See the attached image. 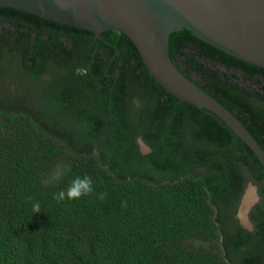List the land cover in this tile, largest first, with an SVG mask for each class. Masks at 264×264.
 <instances>
[{
  "label": "trees",
  "instance_id": "16d2710c",
  "mask_svg": "<svg viewBox=\"0 0 264 264\" xmlns=\"http://www.w3.org/2000/svg\"><path fill=\"white\" fill-rule=\"evenodd\" d=\"M169 48L177 68L264 150V69L187 30L174 33ZM11 74L23 76L54 114L0 98V264H230L233 254L260 263L264 211L254 216L257 237L239 227L230 235L221 203L236 207L248 182L264 196L261 164L215 116L162 88L125 35L110 30L96 40L0 9V81ZM65 116L85 132L77 149L99 146V157L74 153L53 135L73 136L62 127ZM139 136L150 155L139 154ZM61 163L62 175L50 181ZM78 176L91 177V194L54 199Z\"/></svg>",
  "mask_w": 264,
  "mask_h": 264
},
{
  "label": "water",
  "instance_id": "95a60500",
  "mask_svg": "<svg viewBox=\"0 0 264 264\" xmlns=\"http://www.w3.org/2000/svg\"><path fill=\"white\" fill-rule=\"evenodd\" d=\"M12 8L86 30L98 40L106 31L125 35L152 78L169 94L224 123L256 156L264 150L221 103L186 77L170 56V37L187 30L198 40L264 69V0H0Z\"/></svg>",
  "mask_w": 264,
  "mask_h": 264
},
{
  "label": "rangeland",
  "instance_id": "374dc122",
  "mask_svg": "<svg viewBox=\"0 0 264 264\" xmlns=\"http://www.w3.org/2000/svg\"><path fill=\"white\" fill-rule=\"evenodd\" d=\"M43 80L48 81L50 80V77L46 76L43 78ZM0 98L4 101L9 100L10 98L11 100H13V98H16V100H21L24 103V105L30 108L36 115L50 116L51 114H54V112L51 111L50 108L47 107V105L43 104L41 98L39 97V92L32 89V87H30L29 83L25 80L23 76H13L11 74V76L5 82L2 83V81H0ZM138 107L139 106L137 105L136 109H134L133 117H136L138 115V110L140 108ZM51 118L52 117H50V120ZM37 120H38L37 122L42 124L44 127L43 120L40 119ZM63 122H64L62 126L63 128H66L69 131L74 129L73 136H63L62 132L53 133V135H55L57 138L62 139L65 145L68 147L67 148L68 150L77 154L99 157L98 155L99 146L96 145L92 147L85 146L81 149H77L78 148L77 144L82 139L85 132L82 128L76 127V122L72 117L65 116ZM101 142H102L101 144H103L104 140H101ZM137 148L139 154H141L142 156H147L148 153L150 152V149L148 148L147 144L140 136L137 138ZM65 166H66L65 163L59 164L58 170L50 177V181H56L62 175V170H64ZM126 177H129V175H127ZM165 181L168 182L170 180L166 179ZM250 190L254 191L252 188L249 187L246 193H248ZM247 210L248 208L244 211V214ZM243 217L244 215L241 217V213H240L241 221H244Z\"/></svg>",
  "mask_w": 264,
  "mask_h": 264
},
{
  "label": "flooded vegetation",
  "instance_id": "af4514ba",
  "mask_svg": "<svg viewBox=\"0 0 264 264\" xmlns=\"http://www.w3.org/2000/svg\"><path fill=\"white\" fill-rule=\"evenodd\" d=\"M148 146V145H147ZM148 148L150 149V152L148 153V155H150L152 153L151 148L148 146ZM147 155V156H148ZM130 162L127 163V165H124V167L126 166L127 171L131 172L132 168H128L131 167ZM252 188L254 191V199L253 202L248 206V210L245 212L242 209V206L244 207V203L246 199V195H247V190L248 188ZM260 186L258 184H254L252 182H248L245 188V191L242 195V197L239 199V203L237 204L236 207L234 208H230L228 207L226 204L221 203V207L224 211V215L225 214H229V216H231V219L227 221V223L225 224L224 228H227L230 230V235H232L235 231H236V227L241 228L242 230H244L247 234L253 235L255 237H257V234L259 233V228H258V223L255 221L254 216H258L260 213V209L262 211H264V196H262L260 194ZM244 201V203H243ZM242 209V211H241ZM240 213H241V217L244 215L243 219L244 221H241L240 219ZM239 255V254H238ZM237 254H233L232 257H230L231 259L233 258L234 261H230V264H243L242 261L240 260L239 256ZM229 258V259H230ZM260 263L259 264H264V253L262 254L261 258H260Z\"/></svg>",
  "mask_w": 264,
  "mask_h": 264
},
{
  "label": "clouds",
  "instance_id": "9594fccd",
  "mask_svg": "<svg viewBox=\"0 0 264 264\" xmlns=\"http://www.w3.org/2000/svg\"><path fill=\"white\" fill-rule=\"evenodd\" d=\"M93 191V181L91 177L84 176L83 178H81L78 176L74 180H72L66 192L63 190L60 191L58 195L54 196V199L64 200L65 198H67L68 200H75L81 198L82 196H87ZM32 211L34 213H39V203H36L32 206Z\"/></svg>",
  "mask_w": 264,
  "mask_h": 264
},
{
  "label": "bare ground",
  "instance_id": "6f19581e",
  "mask_svg": "<svg viewBox=\"0 0 264 264\" xmlns=\"http://www.w3.org/2000/svg\"><path fill=\"white\" fill-rule=\"evenodd\" d=\"M253 196H254L253 191L250 190V191L247 193V195L245 196L246 199L244 198L245 203H244V201H243V203H244V207L242 206V209H243V210H246V209L248 208V206L253 202V199H254ZM251 205H252V204H251ZM242 209H241V210H242Z\"/></svg>",
  "mask_w": 264,
  "mask_h": 264
}]
</instances>
